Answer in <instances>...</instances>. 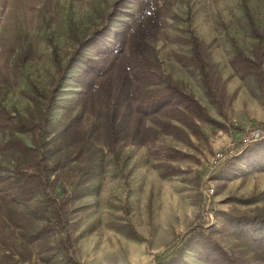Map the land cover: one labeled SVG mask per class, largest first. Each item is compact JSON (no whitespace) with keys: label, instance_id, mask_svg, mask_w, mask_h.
Instances as JSON below:
<instances>
[{"label":"rangeland","instance_id":"rangeland-1","mask_svg":"<svg viewBox=\"0 0 264 264\" xmlns=\"http://www.w3.org/2000/svg\"><path fill=\"white\" fill-rule=\"evenodd\" d=\"M242 1L169 0L154 41L163 72L224 127L203 123V135L190 134L186 141L161 135L154 144H118L103 154L102 168L82 196L66 203V222L29 245V255L22 260L17 250H10L11 234L0 252L4 248L17 260L0 258L5 261L1 264H210L216 243L240 254L242 264H261L236 246L234 222L223 214L264 213V93L230 65L236 48L250 54L255 43ZM244 1L263 27L264 0ZM136 2L0 0V70L7 76L0 86V105L28 115L32 104L24 92L57 83L48 127L49 134L57 132L79 90L73 76L84 67L73 58L74 50L79 46L82 55L97 57L112 42L114 31L135 13ZM191 36L201 41L214 85L224 91L220 106L207 94L198 70L179 61V56L189 54ZM28 47L34 51L32 58L13 68L17 54ZM19 137L31 144L30 135ZM165 148L185 157L171 159ZM220 152L222 159L217 157ZM164 165H171V170ZM9 166L0 156V173H7ZM72 179L59 174L68 192L65 182ZM61 184L52 193L60 200L65 197ZM37 199L41 196L31 201ZM20 208L28 211L29 206ZM199 230L211 242L201 240ZM189 231L193 236L186 241L182 235ZM3 233H10V228Z\"/></svg>","mask_w":264,"mask_h":264},{"label":"trees","instance_id":"trees-1","mask_svg":"<svg viewBox=\"0 0 264 264\" xmlns=\"http://www.w3.org/2000/svg\"><path fill=\"white\" fill-rule=\"evenodd\" d=\"M168 4L169 0H137L135 13L114 31L112 42L97 57L82 55L79 46L76 47L73 58L84 65L73 76L79 90L57 132H48L57 83L50 89L32 87L31 91L24 92L32 104L28 115L0 105V156L10 163L7 173H0V246L8 245L13 234L10 250L13 253L17 250L19 260L29 255V245L54 233L57 225L66 222L64 206L82 196L89 186L87 183L102 168V156L107 151L120 143L154 144L161 135H171L181 141L189 139L190 134L201 137L203 123L224 127L193 94L161 68L154 41L162 28V14ZM242 8L255 43L250 54L236 48L230 65L240 77L252 78L264 93V26L256 23L244 0ZM189 43L188 56H179V61L198 70L207 94L220 106L219 96L224 91L220 92L214 85L203 45L196 36H191ZM32 53L30 47L19 52L13 68L30 60ZM57 65L58 78H61L63 70L59 62ZM3 83H7V76L0 70V86ZM19 134L30 135L31 144ZM164 150L171 159L185 157L179 150ZM164 166L171 170V165ZM60 172L73 176L65 182L71 188L69 192L66 184L59 181ZM58 184L65 194L62 200L52 195ZM37 196L41 199L32 202ZM20 204H27L28 211L22 210ZM223 214L234 222L236 246L250 253L254 261L264 264V213ZM39 220L43 222L41 225ZM8 227L10 233L4 234ZM199 231L201 240L211 242L208 234ZM192 236L191 231L182 235L186 241ZM15 238L18 244L13 243ZM5 251L1 249L0 258H14ZM215 251L210 264H242L240 254L229 253L217 243Z\"/></svg>","mask_w":264,"mask_h":264},{"label":"built area","instance_id":"built-area-1","mask_svg":"<svg viewBox=\"0 0 264 264\" xmlns=\"http://www.w3.org/2000/svg\"><path fill=\"white\" fill-rule=\"evenodd\" d=\"M224 156L225 155L223 153H221V152L217 155V157H219V159H222ZM207 192L208 193H212V188H209V190H207Z\"/></svg>","mask_w":264,"mask_h":264}]
</instances>
